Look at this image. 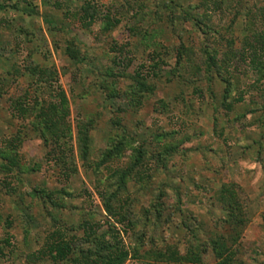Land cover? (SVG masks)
<instances>
[{"label":"rangeland","instance_id":"rangeland-1","mask_svg":"<svg viewBox=\"0 0 264 264\" xmlns=\"http://www.w3.org/2000/svg\"><path fill=\"white\" fill-rule=\"evenodd\" d=\"M29 1L32 14L24 10L23 1L21 10H0V144L20 133L24 139L13 177L3 170L0 157V264H32L29 255L43 246L50 223L33 201L30 190L35 186L68 190L71 196L62 199L67 207L56 214L68 227L84 218L97 221L108 238L111 217L100 193L110 197L113 207L125 202L114 198L115 172L131 168L139 149L144 150L142 179H126L121 193L128 198L127 214L136 221V231L122 234L127 247L145 252L178 245L181 254L189 255L187 245L201 244V264L217 263L211 239L227 232L230 218L216 193L223 183L232 182L237 209L246 219L237 258L240 264H264V67L258 70L237 56L246 29L245 8L254 9L262 1L205 0L204 5L203 0H174L186 9L197 6L195 14L210 15V34L178 20L162 0H93L99 10L88 26L78 9L84 0H61L70 3L71 13L56 8L52 3L57 0ZM107 7L112 18H119L115 13L122 9L127 16L105 29ZM235 14L239 18L232 21ZM70 39L76 60L66 52ZM183 41L193 48L200 72L185 59L183 76L171 73ZM155 48L167 63L149 80L152 90L131 97L139 89L134 70L153 69L150 55ZM32 62L55 67L69 98L70 160L77 169L69 180L60 174V165L49 162L54 145H46L29 120L12 114V99L26 89L33 92L31 78L23 74ZM111 67L126 72L113 77ZM108 88L116 94L110 96ZM79 123L89 129L84 156ZM119 142L118 155L105 159ZM139 166L132 168V175ZM160 204L161 215L151 212ZM77 233L80 243L83 234Z\"/></svg>","mask_w":264,"mask_h":264},{"label":"trees","instance_id":"trees-1","mask_svg":"<svg viewBox=\"0 0 264 264\" xmlns=\"http://www.w3.org/2000/svg\"><path fill=\"white\" fill-rule=\"evenodd\" d=\"M21 1L27 2L23 8L29 14H32L33 8H30L32 3L29 0H2L0 2V10H6L8 6L16 8V10H21ZM204 1L203 3L206 5L207 1ZM261 1V5L254 8L255 10L252 9V6L245 8L247 18L246 29L244 30L245 34L242 38V45L238 54L236 52L238 58L241 57L242 60H246L251 65L257 67L258 70L264 67V0ZM162 2L165 8L174 10L177 13L178 20L183 18L184 21L187 20V22L193 23L194 26L203 28L208 34L212 33L213 27L210 23V15H206L205 13L195 14L194 10H197V6L191 5L192 7L186 9L183 4L178 5L174 0H162ZM52 4L58 9L65 10L66 13L72 12L70 3L65 4L63 1L57 0ZM96 6L93 0H84L83 5L78 8L84 12L82 19H84L85 26L90 25L96 20L97 10H99ZM224 6L226 10L227 6ZM216 7L222 8V4L218 3ZM106 9L107 12L102 16L107 21L105 29L121 22L127 16L125 15L127 9H124L125 11L123 9L122 11H116L115 14H120L119 18L111 17L112 8L107 7ZM238 18L237 14H235L232 21ZM140 32L142 33V31ZM138 33L136 32L134 34ZM142 34L144 35V33ZM233 40L235 39L232 37L230 41L233 42ZM66 52L71 59H77L78 55L76 49H74L72 39L67 43ZM176 53L178 60L176 61V65L171 68V73H178L180 76H183L181 66H185V59L189 60L187 62L190 68L192 67L194 70L198 69L200 72L201 67L193 58L194 50L192 47L186 45L183 41L181 46L176 48ZM150 58L154 61L152 66L150 63L151 69L153 68L152 70L147 72L142 69L134 70L133 80L139 89H134L132 95H130L131 97L135 95L137 97L138 93L142 92V90H146V92L152 90L153 86L149 83V80L157 75L156 69L161 67V63H167L166 59L162 58V54L156 48L151 51ZM122 61L118 59V62ZM114 63H117L116 58H114ZM127 65L129 66V63ZM109 72L111 74L110 76L119 77L122 74L124 75L126 71L116 72L111 67ZM23 74L31 78L29 85L32 86L31 89H33V92L26 89L23 94L12 99V114L23 120H29L31 128L41 135L45 144L48 145L51 142L54 145L49 153V162L60 165V174L66 180H69L76 173L77 169L71 166L73 162L70 160L73 155V146L71 144L72 127L69 119L71 114L69 98L58 78V70L53 66L40 65L39 63L32 62L29 66H26ZM108 89L110 90V96L116 94L115 89ZM1 94L2 92L0 91ZM136 102H139V100ZM88 124L90 125L91 123L89 122ZM79 125V142L87 148H84L85 150L83 149L82 156H84L89 147V129L88 125L82 123H79ZM23 140L21 133L12 138L1 140L0 157L4 161L2 167L3 170L8 171V176L10 177L15 175L13 170L19 166L17 148ZM122 144L123 142H119L114 149H109L104 155L105 159L111 158L116 154L118 155ZM143 151L139 149L135 163L130 165L131 168L124 169V171L116 170L115 174L119 176L113 184L114 187H117L113 193L115 194L114 198L118 196V200L125 198V202L127 203L126 200L128 198L121 195L122 189L127 187L125 180L130 179V177L136 178L137 180L142 179L143 170H141V167L144 166V162L142 161L144 156ZM139 164L140 166L137 169L136 175H132V170ZM234 186L235 184L232 182L223 183L216 193L220 204H223V207L227 208L229 212L228 218L230 220H227H229L230 227L228 226L226 233L216 235L215 238L211 239L210 246L218 259V262L215 264H240L241 261L237 258L236 253L239 251V247L237 246L241 242L240 238L246 219L243 218L242 212L237 209L240 207V204L238 197L235 196ZM30 191L34 203L36 202L41 206L44 214H47L50 223L44 237L43 246L39 250L31 253L28 257L29 262L32 264L45 260L51 261L53 264H201L203 261V257L199 253L201 251L199 249L202 246L201 244L196 246L187 245L186 250L190 252L189 255L186 253L181 254L178 245L175 247L166 246L160 249L152 247L151 249H146L145 252H142L139 247L131 250L126 246L122 234L136 231V221L132 220L127 214L128 211L125 210L126 206H124L125 202L119 204L118 207L116 206L117 208L113 207L109 200L110 197L108 198L102 191L100 196L111 217L107 221L111 229V234L108 238H106L105 233H100V225L97 221L84 218L79 225L71 224L68 227L62 221L60 215L58 213L56 214V212L67 207L65 201L62 199L66 196H71L68 190L63 187L53 190L43 185L35 186ZM86 193L87 196L91 195L89 191ZM155 207L153 210L151 209V212L156 215H161L164 206L160 204L156 209ZM80 231L83 234L80 237L83 241L79 243V235L77 232ZM139 238H141V235ZM6 242L10 244L9 239H6ZM203 245L202 248L205 251L208 245H205V243ZM194 248H196V251L191 252ZM2 252V248L0 247V253Z\"/></svg>","mask_w":264,"mask_h":264}]
</instances>
